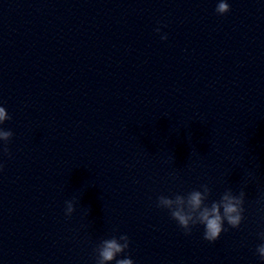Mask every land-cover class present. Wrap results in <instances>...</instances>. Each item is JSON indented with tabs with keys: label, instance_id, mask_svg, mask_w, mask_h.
I'll return each mask as SVG.
<instances>
[{
	"label": "clouds",
	"instance_id": "1",
	"mask_svg": "<svg viewBox=\"0 0 264 264\" xmlns=\"http://www.w3.org/2000/svg\"><path fill=\"white\" fill-rule=\"evenodd\" d=\"M216 13L225 15L230 11V5L227 0H219L217 3ZM155 31L160 33V28ZM162 40L167 39V35H161ZM7 110L0 106V125L10 120ZM13 132L4 130L0 127V153L11 155L7 147L11 140ZM3 164L0 163V171ZM212 192L207 184H201L199 189H193L187 194H175L174 196L160 195L157 198V207L166 209L171 218L176 221L178 226L184 230L185 235H190L192 229L198 225L203 226V239L209 243L217 241L222 232L226 231L225 223L231 228H239L244 219V202L246 193L241 190L238 195H234L231 189L226 190L219 200L209 199ZM65 215L71 217L75 211V205L72 200L65 202ZM259 239L262 241L256 248L261 261H264V231L258 233ZM129 237L122 234L119 237L112 236L103 239L95 249L96 264H134L131 258L117 259L118 256L124 254L129 248Z\"/></svg>",
	"mask_w": 264,
	"mask_h": 264
}]
</instances>
